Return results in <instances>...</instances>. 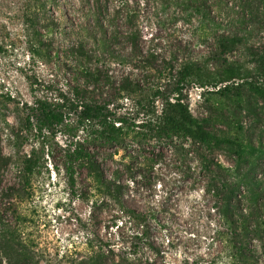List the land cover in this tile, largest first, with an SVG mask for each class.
Masks as SVG:
<instances>
[{"label":"rangeland","instance_id":"obj_1","mask_svg":"<svg viewBox=\"0 0 264 264\" xmlns=\"http://www.w3.org/2000/svg\"><path fill=\"white\" fill-rule=\"evenodd\" d=\"M106 33L112 50L101 44ZM222 34L245 37L227 55L243 64V76L217 87L195 82L184 95L198 118L220 102L214 124L236 143L214 157L234 168L241 146L253 142L250 157L264 152V70L250 54L264 49V0H0V240L3 226L15 232L33 250L29 264H134L136 256L155 264H238L217 237V199L201 156L187 141L160 145L144 137L149 94L111 104L128 118V135L119 147H93L107 176L121 181L127 204L148 215L142 227L115 222L85 170L71 185L68 154L84 136L77 112L39 133L19 123L9 100L11 94L29 102L43 94L75 99L88 84L82 44L92 64L132 73L148 88L166 84L186 57H209ZM206 67L210 75L224 69L217 61ZM226 85L230 90L217 94ZM156 104L161 110L162 100ZM32 154L34 170L21 173ZM255 176L264 180V159ZM253 248L252 264H264L263 242L255 239Z\"/></svg>","mask_w":264,"mask_h":264},{"label":"trees","instance_id":"obj_2","mask_svg":"<svg viewBox=\"0 0 264 264\" xmlns=\"http://www.w3.org/2000/svg\"><path fill=\"white\" fill-rule=\"evenodd\" d=\"M244 40L245 37L238 34L218 35L213 54L204 59L186 57L177 74L165 81L166 84L148 88L132 73L118 74L103 63L92 64L90 53L82 44L79 56L87 59L88 63L82 64L80 70L88 84L77 90L75 99L70 101L62 94L56 98L43 94L29 102L19 101L17 96L11 94L9 100L15 105L19 123L39 133L54 131L57 126L66 123L68 115L77 112L84 136L76 140L68 154L67 174L71 185L76 186L79 171L85 170L93 183L97 199L102 196L113 209V220L123 225L125 222L121 218H124L125 221L128 219L135 226L142 227L145 226L148 215L127 204L121 181L107 176L93 147H119L128 135V118L110 108L111 104L127 95L149 94L153 101L151 100V109L148 106L150 118L143 122L148 128L144 137L155 140L160 145L175 141L190 143L192 150L201 156L202 167L210 177L208 191L217 199L216 211L221 221L216 230L217 237L225 243L226 252L234 262L252 264L256 252L253 241H262L264 248V180L255 176L260 161L264 159V152L262 156L250 157L247 149H256L253 142H249L248 148L241 146L235 152V167H225L214 157V152L225 145L231 147L236 142L223 136L214 124L219 114L217 109L220 102L214 103L208 116L198 118L185 102L184 95L186 87L195 82L202 87L212 83L217 87L220 83L241 78L245 71L243 64L231 60L227 55ZM111 42L106 33L101 42L103 49L112 50ZM96 54L101 55V51L98 50ZM250 54L264 70V49L256 52L252 50ZM112 55L116 56L114 51ZM211 61L220 62L224 69L216 75L208 74L206 66ZM173 70V65L168 68L170 73ZM229 90V85H226L217 90V94ZM157 99L162 100L161 110L157 107ZM36 159V154L24 158L21 173L33 171ZM2 229L0 264H29V260L33 258V250L19 241L15 232L7 231L4 226ZM134 259V264H155L153 258L136 256Z\"/></svg>","mask_w":264,"mask_h":264}]
</instances>
